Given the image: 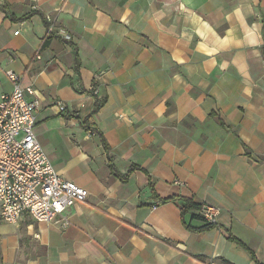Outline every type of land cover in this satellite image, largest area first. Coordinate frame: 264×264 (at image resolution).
Returning <instances> with one entry per match:
<instances>
[{
  "label": "crops",
  "instance_id": "obj_1",
  "mask_svg": "<svg viewBox=\"0 0 264 264\" xmlns=\"http://www.w3.org/2000/svg\"><path fill=\"white\" fill-rule=\"evenodd\" d=\"M7 71L89 197L67 227L0 220V264H264V0H0V98Z\"/></svg>",
  "mask_w": 264,
  "mask_h": 264
},
{
  "label": "built area",
  "instance_id": "obj_2",
  "mask_svg": "<svg viewBox=\"0 0 264 264\" xmlns=\"http://www.w3.org/2000/svg\"><path fill=\"white\" fill-rule=\"evenodd\" d=\"M18 34V33H16ZM60 35L72 41L64 31ZM6 75L14 84L0 98V220L18 224L24 214L39 223L69 225L63 215L89 192L61 177L35 134L40 99L32 87L23 88L13 71ZM32 97V99H29ZM220 209L202 205L198 214L216 225Z\"/></svg>",
  "mask_w": 264,
  "mask_h": 264
},
{
  "label": "trees",
  "instance_id": "obj_3",
  "mask_svg": "<svg viewBox=\"0 0 264 264\" xmlns=\"http://www.w3.org/2000/svg\"><path fill=\"white\" fill-rule=\"evenodd\" d=\"M101 105L102 104H100L99 102L96 104L95 112H97L100 109ZM133 169H135V168H133ZM133 169L130 171V173L133 171ZM171 201H181L182 202L181 211H182V216L183 217H186V216L190 215V220L199 221V222H203L204 223V225L202 227L196 228V227H192L191 225L187 224L184 221V225L186 226L187 229H189L191 231H194V232H204V231L212 230V229L217 227V225H209V224L205 223L204 219L198 214V211H199L201 205L197 204L194 200H192V199L172 198V199H167V200H160V204H165V203L171 202ZM230 240L234 241V242H237L238 244H240L241 246L246 248L250 252V254L253 256V258H254L253 252L251 250H249L246 246H244L242 243L237 241L232 236H230Z\"/></svg>",
  "mask_w": 264,
  "mask_h": 264
}]
</instances>
